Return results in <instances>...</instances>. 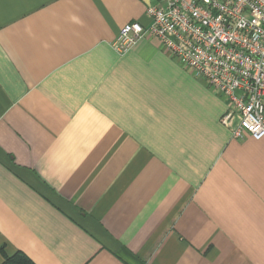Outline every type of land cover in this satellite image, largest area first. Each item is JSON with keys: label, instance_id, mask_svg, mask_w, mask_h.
Instances as JSON below:
<instances>
[{"label": "crops", "instance_id": "crops-1", "mask_svg": "<svg viewBox=\"0 0 264 264\" xmlns=\"http://www.w3.org/2000/svg\"><path fill=\"white\" fill-rule=\"evenodd\" d=\"M158 0H0V264H264V137L147 34Z\"/></svg>", "mask_w": 264, "mask_h": 264}, {"label": "built area", "instance_id": "built-area-1", "mask_svg": "<svg viewBox=\"0 0 264 264\" xmlns=\"http://www.w3.org/2000/svg\"><path fill=\"white\" fill-rule=\"evenodd\" d=\"M148 27L123 26L120 53L153 34L180 64L229 105L223 122L235 138L264 137V0H158Z\"/></svg>", "mask_w": 264, "mask_h": 264}, {"label": "trees", "instance_id": "trees-1", "mask_svg": "<svg viewBox=\"0 0 264 264\" xmlns=\"http://www.w3.org/2000/svg\"><path fill=\"white\" fill-rule=\"evenodd\" d=\"M3 264H35V263L25 254L17 253L12 257H6Z\"/></svg>", "mask_w": 264, "mask_h": 264}]
</instances>
